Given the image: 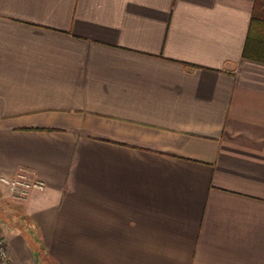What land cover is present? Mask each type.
Segmentation results:
<instances>
[{"label":"crops","instance_id":"obj_1","mask_svg":"<svg viewBox=\"0 0 264 264\" xmlns=\"http://www.w3.org/2000/svg\"><path fill=\"white\" fill-rule=\"evenodd\" d=\"M253 12L264 0H0V176L46 183L0 223L11 264H264Z\"/></svg>","mask_w":264,"mask_h":264},{"label":"built area","instance_id":"obj_2","mask_svg":"<svg viewBox=\"0 0 264 264\" xmlns=\"http://www.w3.org/2000/svg\"><path fill=\"white\" fill-rule=\"evenodd\" d=\"M0 182L4 183L11 195L20 200L28 197L30 192L34 189L44 190L46 183L37 178L34 173L26 168L21 167L18 171L11 176L1 175ZM0 264H11L8 249V240L0 230Z\"/></svg>","mask_w":264,"mask_h":264},{"label":"trees","instance_id":"obj_3","mask_svg":"<svg viewBox=\"0 0 264 264\" xmlns=\"http://www.w3.org/2000/svg\"><path fill=\"white\" fill-rule=\"evenodd\" d=\"M243 56L264 61V17L255 12L251 18Z\"/></svg>","mask_w":264,"mask_h":264},{"label":"rangeland","instance_id":"obj_4","mask_svg":"<svg viewBox=\"0 0 264 264\" xmlns=\"http://www.w3.org/2000/svg\"><path fill=\"white\" fill-rule=\"evenodd\" d=\"M5 184L0 182V223L1 222H10L12 224H17L19 225L20 223L24 222V217H23V211L21 208L17 207L13 200L15 201H23L20 199L14 198L8 187ZM22 216L20 218V216ZM19 216V219H18ZM18 219V222L16 221ZM23 221V222H20ZM3 233V232H2ZM9 249V247H8Z\"/></svg>","mask_w":264,"mask_h":264}]
</instances>
